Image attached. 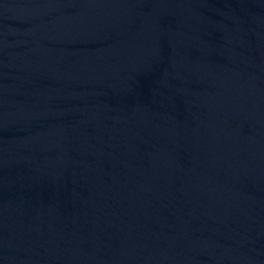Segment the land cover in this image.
Returning <instances> with one entry per match:
<instances>
[{"label":"water","instance_id":"obj_1","mask_svg":"<svg viewBox=\"0 0 264 264\" xmlns=\"http://www.w3.org/2000/svg\"><path fill=\"white\" fill-rule=\"evenodd\" d=\"M0 264H264V0H0Z\"/></svg>","mask_w":264,"mask_h":264}]
</instances>
